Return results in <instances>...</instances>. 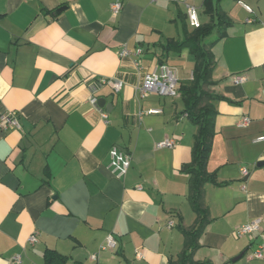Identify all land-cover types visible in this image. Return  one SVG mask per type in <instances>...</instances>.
<instances>
[{
    "label": "crops",
    "instance_id": "1",
    "mask_svg": "<svg viewBox=\"0 0 264 264\" xmlns=\"http://www.w3.org/2000/svg\"><path fill=\"white\" fill-rule=\"evenodd\" d=\"M114 1L122 2L116 16ZM217 2L230 24L213 27L224 37L204 43L211 32L202 43L214 59L207 89L223 96L212 101L207 162L218 184H204L210 221L192 260L264 264V257L249 256L258 241L253 235H233L254 218L264 228V163L257 165L264 161V0ZM187 5L196 8L197 27L215 22L204 0H0V114H15L19 122L0 128V264H47V249L65 255L64 264L178 259L182 229L196 223L189 174L181 167L191 160L197 127L183 112L179 91L193 79L195 59L188 48L163 45L180 39L184 24L197 28ZM122 44L133 53L120 57ZM162 66L175 72V95L140 96L144 73ZM234 75L246 79L236 84ZM103 78L122 86L116 91L98 82ZM244 116L250 122L240 126ZM164 139L174 144L158 146ZM112 146L131 157L122 176L109 166ZM108 233L118 247L100 250Z\"/></svg>",
    "mask_w": 264,
    "mask_h": 264
},
{
    "label": "trees",
    "instance_id": "2",
    "mask_svg": "<svg viewBox=\"0 0 264 264\" xmlns=\"http://www.w3.org/2000/svg\"><path fill=\"white\" fill-rule=\"evenodd\" d=\"M218 0L211 3L204 0L206 12H210L215 17V22L203 24L192 30H188L184 24L182 26L183 36L180 39L168 38L163 45L164 49L180 51L188 48L195 59L193 68V79L188 84L181 85L179 91L184 101V110L189 119L196 125L197 130L194 135L191 160L182 165V171L189 174V201L196 214V223L189 229H182L185 236V248L178 259L172 264H194L192 255L198 246L197 238L202 232L206 223L210 221L208 208L204 203V184L216 181V172L207 170V162L212 147L214 137V117L216 110L212 103L215 99H222L223 96L212 93L207 89L210 84L208 80L210 67L213 64V56L203 39L208 36L214 26H226L230 20L225 17L218 8ZM59 11V10H57ZM225 36L223 30L210 43ZM67 257L56 251L47 249L44 253V260L47 264H64Z\"/></svg>",
    "mask_w": 264,
    "mask_h": 264
},
{
    "label": "built area",
    "instance_id": "3",
    "mask_svg": "<svg viewBox=\"0 0 264 264\" xmlns=\"http://www.w3.org/2000/svg\"><path fill=\"white\" fill-rule=\"evenodd\" d=\"M248 10L250 8L246 6ZM122 9V2L120 1H114L110 4V11L112 15L116 16L120 13ZM188 9V16H189V21L190 24L193 26H198V19H197V13H196V8L192 5H187ZM247 22H251V20L248 18ZM264 26V24H263ZM140 49H136L135 53H139ZM133 52L131 49H129L126 44H122L119 49H118V55L120 57L124 56H129ZM134 66L137 70H141L142 66L139 62V60H134ZM246 77L244 75H234L232 77V80L236 84H240L244 82ZM176 75L175 72L169 68L168 66H162L161 72L157 73L155 69L151 71H147L144 73L143 78L141 83L137 86L136 90L140 94V96L144 97L150 92H157L160 95H175L176 89ZM100 84L103 83H109L114 90H119L122 86V81L120 79L116 78H110L106 79L103 78L98 81ZM91 90L93 91V86H91ZM90 101L95 104L96 103V97L91 96ZM151 112V110H150ZM142 112H139V118L141 117ZM102 117L106 118L107 115L103 111L102 112ZM0 121L4 122V126L0 125V128H17L19 127V122L15 116V114H0ZM250 122V118L244 116L240 122V126H245ZM174 144L172 139H164L160 142H158V146H172ZM109 156H110V162L109 166L112 169V171L117 175V176H122L124 175L127 170L130 167L131 164V157L130 155L123 151L118 149L116 146H112L109 150ZM242 173L246 174L247 169L242 168ZM138 188L141 186L138 185ZM169 226L173 225V221H169ZM233 235L235 237H243V236H249L253 235L254 239H257L258 241L256 242V247L255 249L250 253L251 258H257V259H262L264 257V228L262 225V219L261 218H254L244 224H241L237 227L234 228L233 230ZM36 240L35 234H32L29 237L30 242H34ZM118 247V242L116 238L114 237L113 234L108 233L105 236L104 242L100 245V250H105V249H116ZM137 257H142V255L137 252L136 253ZM97 257L96 253L91 254V258L95 259ZM12 260L16 263H20V257L18 255H15L12 257Z\"/></svg>",
    "mask_w": 264,
    "mask_h": 264
},
{
    "label": "rangeland",
    "instance_id": "4",
    "mask_svg": "<svg viewBox=\"0 0 264 264\" xmlns=\"http://www.w3.org/2000/svg\"><path fill=\"white\" fill-rule=\"evenodd\" d=\"M219 30L220 29L218 27H215L213 29L212 33L208 37L205 38L204 43L207 44V43L211 42L213 39H215L217 37L218 33H219Z\"/></svg>",
    "mask_w": 264,
    "mask_h": 264
},
{
    "label": "water",
    "instance_id": "5",
    "mask_svg": "<svg viewBox=\"0 0 264 264\" xmlns=\"http://www.w3.org/2000/svg\"><path fill=\"white\" fill-rule=\"evenodd\" d=\"M98 103H99L100 106H104V105H105L103 99H99V100H98ZM263 163H264V161H259V162L257 163V165H261V164H263Z\"/></svg>",
    "mask_w": 264,
    "mask_h": 264
}]
</instances>
